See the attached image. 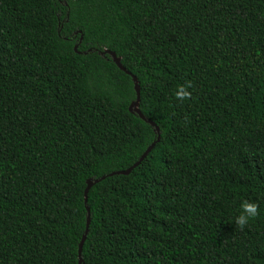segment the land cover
Instances as JSON below:
<instances>
[{
  "label": "trees",
  "instance_id": "16d2710c",
  "mask_svg": "<svg viewBox=\"0 0 264 264\" xmlns=\"http://www.w3.org/2000/svg\"><path fill=\"white\" fill-rule=\"evenodd\" d=\"M86 206L81 264H264V0H0V264H79Z\"/></svg>",
  "mask_w": 264,
  "mask_h": 264
},
{
  "label": "water",
  "instance_id": "95a60500",
  "mask_svg": "<svg viewBox=\"0 0 264 264\" xmlns=\"http://www.w3.org/2000/svg\"><path fill=\"white\" fill-rule=\"evenodd\" d=\"M74 49H76V45L74 46ZM101 52H105L108 53L112 60L114 61V63L120 68L123 69L121 63H120V58L118 56H116V54L113 51H110L109 49H104ZM129 73V72H127ZM132 76V80L134 82L133 86H134V90L136 93V98L134 100H132L128 106V110H132L134 112H136L141 118H143V114L141 113V111L138 108V103H139V86L138 83L136 81V77ZM149 123L151 125H153L155 127V130L157 131V137L155 140H153L144 150V152L139 156L138 160H136L132 165H130L128 168H126L125 170H120V171H116V172H112L111 174L117 173V174H127L135 165H137L139 163L140 160L143 159V157L151 150V148L154 146L155 141L158 140L159 138V132H158V127L152 122L149 121ZM96 182V179L92 180V178H88L86 180V186L84 188V192H83V196H84V202H86L87 199V192L89 190V188L92 186V184ZM88 225H89V208L86 206V223H85V229L84 232L82 234V237L80 239V242L78 244V263L81 264V248H82V244L85 240V236L86 233L88 231Z\"/></svg>",
  "mask_w": 264,
  "mask_h": 264
},
{
  "label": "clouds",
  "instance_id": "9594fccd",
  "mask_svg": "<svg viewBox=\"0 0 264 264\" xmlns=\"http://www.w3.org/2000/svg\"><path fill=\"white\" fill-rule=\"evenodd\" d=\"M190 82L177 85L174 96L177 100L183 101L190 96ZM258 214V205L256 201L247 198H241L236 206V214L232 217V222L244 229Z\"/></svg>",
  "mask_w": 264,
  "mask_h": 264
}]
</instances>
